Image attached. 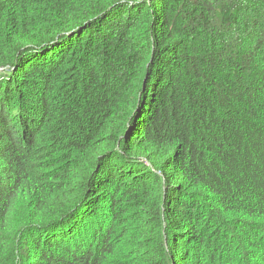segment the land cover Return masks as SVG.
Returning a JSON list of instances; mask_svg holds the SVG:
<instances>
[{
    "label": "trees",
    "instance_id": "obj_1",
    "mask_svg": "<svg viewBox=\"0 0 264 264\" xmlns=\"http://www.w3.org/2000/svg\"><path fill=\"white\" fill-rule=\"evenodd\" d=\"M0 264H264V0H0Z\"/></svg>",
    "mask_w": 264,
    "mask_h": 264
},
{
    "label": "water",
    "instance_id": "obj_2",
    "mask_svg": "<svg viewBox=\"0 0 264 264\" xmlns=\"http://www.w3.org/2000/svg\"><path fill=\"white\" fill-rule=\"evenodd\" d=\"M138 105H139V100H138V102H137V104H136L135 109L132 111V114L135 113V112L137 111V109H138Z\"/></svg>",
    "mask_w": 264,
    "mask_h": 264
}]
</instances>
